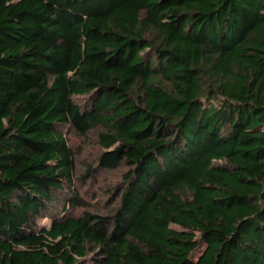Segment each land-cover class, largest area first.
Segmentation results:
<instances>
[{
	"label": "trees",
	"instance_id": "obj_1",
	"mask_svg": "<svg viewBox=\"0 0 264 264\" xmlns=\"http://www.w3.org/2000/svg\"><path fill=\"white\" fill-rule=\"evenodd\" d=\"M0 264H264V0H0Z\"/></svg>",
	"mask_w": 264,
	"mask_h": 264
},
{
	"label": "rangeland",
	"instance_id": "obj_2",
	"mask_svg": "<svg viewBox=\"0 0 264 264\" xmlns=\"http://www.w3.org/2000/svg\"><path fill=\"white\" fill-rule=\"evenodd\" d=\"M104 131L98 127L85 136H81L70 126L64 129L67 144L74 160L72 183L80 198V203L75 208L68 209L70 215L79 216L84 211L108 215L118 203L117 194L123 185L122 176L127 171V167L122 164L111 170L99 168L98 157L102 154L103 149L99 144L98 136ZM90 167L93 168V171L87 174ZM56 206V211L59 212L61 204H56ZM48 223L47 218L37 220L39 225L47 226Z\"/></svg>",
	"mask_w": 264,
	"mask_h": 264
}]
</instances>
